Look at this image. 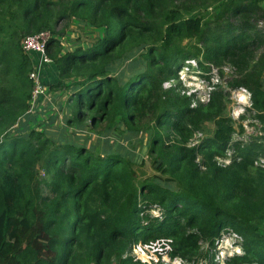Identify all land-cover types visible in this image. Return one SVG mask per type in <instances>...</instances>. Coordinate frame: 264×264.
<instances>
[{
  "label": "trees",
  "instance_id": "trees-1",
  "mask_svg": "<svg viewBox=\"0 0 264 264\" xmlns=\"http://www.w3.org/2000/svg\"><path fill=\"white\" fill-rule=\"evenodd\" d=\"M11 1L22 6L27 34L71 17L101 31L66 51L51 36L41 81L50 93L66 89L69 125L106 122L117 136L122 125L148 131L156 173L137 179L125 147L107 133L87 146L38 127L12 129L29 115L33 59L15 31L0 26V264H137L126 255L131 246L161 237L173 240L172 256L186 258L225 227L242 238L243 253L229 261L264 264V166L255 164L263 144L233 141L231 160L217 162L235 132L222 90L194 104L191 94L162 86L189 59L229 63L248 78L250 107L264 121V30L252 22L264 20L263 0H0V7ZM218 1L215 17L230 19L212 24L199 9ZM206 121L212 135L188 144ZM40 163L48 179H37Z\"/></svg>",
  "mask_w": 264,
  "mask_h": 264
},
{
  "label": "rangeland",
  "instance_id": "rangeland-1",
  "mask_svg": "<svg viewBox=\"0 0 264 264\" xmlns=\"http://www.w3.org/2000/svg\"><path fill=\"white\" fill-rule=\"evenodd\" d=\"M223 4L224 3L220 1L212 2L209 3V6L201 7L199 11L204 14L208 21L210 18L212 24H214L217 19L219 22L223 19L229 20L230 16L228 12L225 11V13H223L224 15L217 18L215 17L223 11ZM262 6H264V0ZM252 22L255 23L258 29L264 30V20H252ZM23 23L22 6L20 4L11 1L9 5L6 4L4 7H0V26L5 30L15 31L16 35L14 39L19 46L22 38L27 34ZM46 30H48L54 40L59 41L62 51H66L78 45L86 46L93 41L98 34H101V31L95 29L91 25H87L86 22L75 17L58 20L55 24L50 22L47 24ZM187 42L188 40L185 39L183 43L185 44ZM194 42L195 41L192 40L189 44L193 45ZM260 52L261 49H258L257 54ZM185 65L186 67H183V69L178 72L177 78L169 79L163 83V88L171 86L175 87L176 91L181 94H191L190 96H192L194 104L207 101L211 90H222L227 115L230 116L234 122L235 132L232 134V139L228 144L226 157H217V162L227 164L231 160L234 155V150L231 146L233 141L240 140L242 144L256 141L261 142L264 147V121L259 119L256 112L250 107V84L247 82L248 78L239 74L237 69L229 63H223L219 66L212 63H210V65L209 63H205V67H200L195 59H189L185 61ZM46 68L47 65H42L40 67V75H46ZM232 84L240 85L234 87ZM48 92L45 93L44 98L33 106L30 105L28 111L29 115L19 118L11 128L16 130V128L19 129L22 126L38 127L43 130L46 135L48 134L57 141H64L65 139L80 143L86 141L87 146L92 142L96 143L97 140H103V134L107 133L111 140L117 137L115 142L119 141L125 147L123 152L132 160L136 169L137 179L141 180L156 173L151 165L152 158L148 153V131L142 130L138 134H135L124 129V125H122L119 129L120 133L117 136L115 135L117 134L115 130L107 132L106 128L108 127L106 122H103L98 127L89 126L88 120L84 122V126H78L77 124L69 125L66 123V118L71 115V109L67 105L66 89L51 91V93ZM30 114H33L35 117ZM111 127L114 128V124ZM213 129L214 123L212 121L204 122V124L194 132L188 144L193 145L199 143L204 137L212 135ZM198 159H200V155H198ZM255 164L264 166L263 154L256 159ZM36 177L39 180L49 178L42 163L38 164L36 167ZM158 210V208H154L151 213L157 215L159 214ZM226 228L229 227H225L221 231L225 236H227ZM232 242V240H224L221 244L217 243V245L211 246L204 243L200 247V251L197 255L181 259L182 263L239 264L235 261H226L227 255L225 257H222V255L220 256V254H226V248ZM241 243L242 238L240 237L237 241H234L232 245H238L240 247ZM128 253L129 250L126 255ZM107 264H117V261L111 260Z\"/></svg>",
  "mask_w": 264,
  "mask_h": 264
},
{
  "label": "built area",
  "instance_id": "built-area-1",
  "mask_svg": "<svg viewBox=\"0 0 264 264\" xmlns=\"http://www.w3.org/2000/svg\"><path fill=\"white\" fill-rule=\"evenodd\" d=\"M50 38L51 35L48 30H41L36 33L26 34L21 41L22 51L33 59L32 70L29 73V77L33 82L29 101L31 106L44 98L45 93L48 92L47 86L41 81L40 67L51 62V58L46 52V45ZM226 234L227 236L220 232L213 245L221 244L224 240L233 241L226 248V254H220L222 257L227 255L226 261H228L231 257L242 254L243 251L241 245V250L238 245H232L234 241L240 238V235L230 227L226 228ZM172 243L173 240L167 237L152 239L148 242H138L131 246V250H129L127 255L131 256L137 264H183L182 257L171 255Z\"/></svg>",
  "mask_w": 264,
  "mask_h": 264
}]
</instances>
